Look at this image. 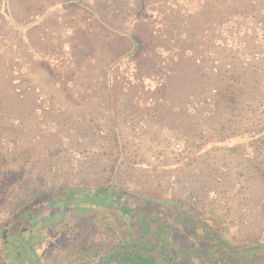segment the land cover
Segmentation results:
<instances>
[{"label":"rangeland","instance_id":"1","mask_svg":"<svg viewBox=\"0 0 264 264\" xmlns=\"http://www.w3.org/2000/svg\"><path fill=\"white\" fill-rule=\"evenodd\" d=\"M123 1L113 16L138 17L144 42L123 62L129 80L121 76L111 102L103 88H77L88 73L104 76L108 50H87L93 61L79 62L69 97L0 40V226L34 194L110 184L132 214L108 204L65 213L42 264L124 254L139 216L167 227L180 264H233L231 251L264 236V0ZM63 48L70 67L73 49ZM6 254L0 245V264Z\"/></svg>","mask_w":264,"mask_h":264},{"label":"trees","instance_id":"2","mask_svg":"<svg viewBox=\"0 0 264 264\" xmlns=\"http://www.w3.org/2000/svg\"><path fill=\"white\" fill-rule=\"evenodd\" d=\"M128 17L130 19H128ZM137 19L139 18L134 15H127L126 17H123V13L121 12L118 16V22L110 21L108 19L110 24L107 34H100L101 32L98 29L93 28L92 39L94 38L95 40H70L67 45L56 44L54 46L49 44L52 40H41V44L38 46H41L43 50V48L48 44L47 46H51V48L56 51V55H58L60 60L65 62L67 59L66 56L60 57L65 51L63 47L66 46L73 49L74 58L73 65L65 67L62 61H59L57 58H48L50 55L49 52H46L47 50H43L41 51V55L44 57V60H40L38 63L43 64L49 71L50 79L56 81V83L63 88L69 97H73L74 93L72 91L73 87L76 85L75 81L78 76L76 69L80 68V61L82 62L84 58L90 57L91 51L86 54L87 50L90 48L94 50L95 53L104 49L108 50L112 58V62L104 76L99 75L95 78L90 77L91 73H88V76L86 77L87 82L85 84L82 78L77 80V88L85 87V85L90 87L91 91L95 90V87L103 88V91L108 96V102H111L114 98L113 94L115 93L117 82L122 79L121 76L126 77L127 81L129 80L128 73L123 71V62L131 58V56L137 54L140 50L141 43L144 42V37L138 30L139 20ZM76 52H80L81 55L83 53V57H78ZM86 60L93 61V58H87L84 61ZM52 62L55 63L52 64ZM60 64L65 67L63 69L64 72L59 71L58 67L62 69ZM99 80H101V83L98 82ZM246 132L247 131H245V133ZM95 189V195L100 198L103 197L102 201L107 204L108 201L114 202L118 200L119 202L122 197L120 192L121 188L114 187L110 184L97 186ZM142 201L143 205H151V202L146 200V198H142ZM122 202V213L132 214V209L127 208L126 206L127 202ZM108 205H111V203ZM179 211L181 216L184 217L187 215L182 208H180ZM139 221L140 223L138 224V228L140 235L136 238V241L129 244L128 247H125V251L128 249L127 252H124V254L119 256H113V252L108 251L107 257L99 258L97 261H93L92 264H180L178 260L179 256H176L172 252V248L174 247L172 241L173 239L171 237L172 233L167 229V227L165 225H159L153 218H143L139 216ZM1 230L2 224L0 226V231ZM1 245H4L3 242H1ZM220 245L221 242H217V246ZM244 247H246L245 254L243 252H238V256H235L231 251V259L236 260L233 264H248L245 257L248 255L249 258L254 255L259 248L264 254V236H261L260 234L254 240H250L248 243L238 246L237 249ZM177 249L181 251L178 246ZM184 253L188 255L189 251ZM249 264H264V255L258 257L256 260H251Z\"/></svg>","mask_w":264,"mask_h":264},{"label":"crops","instance_id":"3","mask_svg":"<svg viewBox=\"0 0 264 264\" xmlns=\"http://www.w3.org/2000/svg\"><path fill=\"white\" fill-rule=\"evenodd\" d=\"M106 1H109L108 6L98 8ZM112 1L0 0V40L6 41L2 49L13 54L12 60H18L19 64L24 61L36 63L35 66L50 77L45 66L38 63L44 60L37 47L41 40H52L49 43L51 46L67 45L70 40H93V28L98 29L100 34H107V18L118 22L119 16H113L112 12L113 9L118 11V0L115 3Z\"/></svg>","mask_w":264,"mask_h":264},{"label":"flooded vegetation","instance_id":"4","mask_svg":"<svg viewBox=\"0 0 264 264\" xmlns=\"http://www.w3.org/2000/svg\"><path fill=\"white\" fill-rule=\"evenodd\" d=\"M96 189L88 187L75 189H61L52 192L34 194L26 202L16 210V212L7 218L2 224L0 231L1 242H3V252H6V264H27L31 259H39L38 264H42V254L49 246V229L54 226L53 221L59 220L65 213L71 211H90L96 205L105 206L103 197L95 195ZM114 199V198H113ZM123 200L108 201L111 206L117 207L122 213ZM123 214V213H122ZM12 227V228H11ZM10 239L9 236V229ZM61 230V229H59ZM109 250L104 251L99 256V249L93 250L86 258L91 256H99V258L107 257ZM181 252V251H180ZM122 254H116L119 256ZM84 254L75 258L70 264H81ZM93 263V262H92ZM91 263V264H92Z\"/></svg>","mask_w":264,"mask_h":264}]
</instances>
